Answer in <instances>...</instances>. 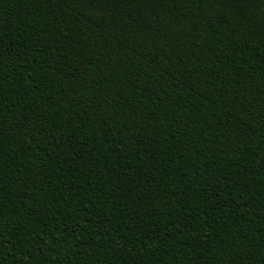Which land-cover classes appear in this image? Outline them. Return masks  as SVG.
Masks as SVG:
<instances>
[{"label":"trees","instance_id":"trees-1","mask_svg":"<svg viewBox=\"0 0 264 264\" xmlns=\"http://www.w3.org/2000/svg\"><path fill=\"white\" fill-rule=\"evenodd\" d=\"M0 264H264V0H0Z\"/></svg>","mask_w":264,"mask_h":264}]
</instances>
